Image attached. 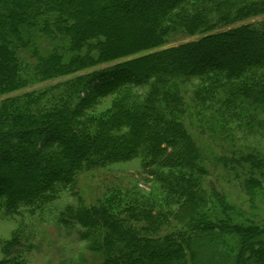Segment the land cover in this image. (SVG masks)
Segmentation results:
<instances>
[{
  "label": "trees",
  "instance_id": "1",
  "mask_svg": "<svg viewBox=\"0 0 264 264\" xmlns=\"http://www.w3.org/2000/svg\"><path fill=\"white\" fill-rule=\"evenodd\" d=\"M258 14L264 0H0V93L125 58L0 104V210L53 196L84 167L140 157L159 201L114 189L65 211L103 255L94 264H264V224L207 182L180 90L196 79L191 102L222 141L234 128L264 138V20L236 24ZM177 32L198 37L159 48ZM36 35L57 47L40 53ZM97 97L112 102L93 113ZM258 155L222 159L256 172L239 177L251 209L264 197Z\"/></svg>",
  "mask_w": 264,
  "mask_h": 264
},
{
  "label": "rangeland",
  "instance_id": "2",
  "mask_svg": "<svg viewBox=\"0 0 264 264\" xmlns=\"http://www.w3.org/2000/svg\"><path fill=\"white\" fill-rule=\"evenodd\" d=\"M263 20L264 14H258L236 24H257ZM197 37L198 34L188 35L177 32L169 35L168 42L159 48L176 45ZM110 38L112 43L118 41L116 35L113 38L109 35ZM34 42L39 52L44 54L57 47L55 41H51L43 35H36ZM17 57L21 63H28V66L33 65L34 59L30 58L31 54L26 50L19 48ZM123 59L101 63L76 73L33 82L26 86L21 85L14 90L0 93V104L7 98L21 96L34 90L49 89L50 94L57 93L58 91H54L53 87L58 83H63L71 77ZM31 67L29 66V69ZM195 80L192 79L180 84V90L186 102V112L182 120L204 155V165L209 173L206 180L221 190L229 201L242 210L246 216L248 215L247 217H252L259 224H264V197H257L254 200L255 208L251 209L248 197L239 187V177H244L249 172L256 176V172L250 171L248 165L240 168L234 162L231 164L223 163L225 161L222 160L223 158H231V155L239 152L246 154L250 151L257 152L258 156L261 157L264 154V138L254 134H244L232 126L234 128V131L231 130L234 133V141L226 143L219 139L215 132L203 125L201 116L197 114L198 111L191 102L193 86L197 83ZM98 98L92 103L95 110L93 113L105 110L112 102L110 98L103 100ZM85 109L83 112H92L87 108ZM37 176H40L38 172ZM261 181L264 184V177H261ZM160 188L151 172L143 167L140 157L113 162L103 167H84L75 173L70 184L58 190L53 196L49 195V198L43 201L40 199L30 206L21 205L14 211L6 208L0 210V264L97 263L103 255L92 247L91 238L87 236L88 230L70 218V215L68 217L65 212L66 209L97 204L100 198L114 189H124L137 193L144 201L145 198L146 200L159 201L155 196L158 198L162 195Z\"/></svg>",
  "mask_w": 264,
  "mask_h": 264
}]
</instances>
